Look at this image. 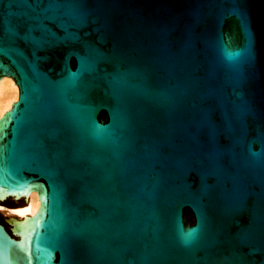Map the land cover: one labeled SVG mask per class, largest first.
I'll return each mask as SVG.
<instances>
[{
	"label": "water",
	"instance_id": "water-1",
	"mask_svg": "<svg viewBox=\"0 0 264 264\" xmlns=\"http://www.w3.org/2000/svg\"><path fill=\"white\" fill-rule=\"evenodd\" d=\"M6 80L0 264H264V0H0Z\"/></svg>",
	"mask_w": 264,
	"mask_h": 264
},
{
	"label": "bare ground",
	"instance_id": "bare-ground-1",
	"mask_svg": "<svg viewBox=\"0 0 264 264\" xmlns=\"http://www.w3.org/2000/svg\"><path fill=\"white\" fill-rule=\"evenodd\" d=\"M18 99V90L11 80H6L0 84V117L9 109L14 101ZM28 206L25 210L8 209L10 213H15L21 217L34 215L40 207V197L38 193L28 195ZM0 209L4 207L0 206Z\"/></svg>",
	"mask_w": 264,
	"mask_h": 264
},
{
	"label": "flooded vegetation",
	"instance_id": "flooded-vegetation-1",
	"mask_svg": "<svg viewBox=\"0 0 264 264\" xmlns=\"http://www.w3.org/2000/svg\"><path fill=\"white\" fill-rule=\"evenodd\" d=\"M1 204L4 205L7 208L6 210H8L9 208H14V207H16V206H18L19 204H22V203H20L18 201H15L14 199L11 198V199H6V200L2 201ZM0 223L4 224V226L7 228V230L12 235L14 234L13 232H11V228H9L7 226V224L4 222V220H2V218H0Z\"/></svg>",
	"mask_w": 264,
	"mask_h": 264
},
{
	"label": "rangeland",
	"instance_id": "rangeland-1",
	"mask_svg": "<svg viewBox=\"0 0 264 264\" xmlns=\"http://www.w3.org/2000/svg\"><path fill=\"white\" fill-rule=\"evenodd\" d=\"M29 200V199H28ZM0 212H2L3 218L4 219H9V218H17L18 216L11 214L6 208L0 209ZM23 218L19 217V220H22Z\"/></svg>",
	"mask_w": 264,
	"mask_h": 264
},
{
	"label": "trees",
	"instance_id": "trees-1",
	"mask_svg": "<svg viewBox=\"0 0 264 264\" xmlns=\"http://www.w3.org/2000/svg\"><path fill=\"white\" fill-rule=\"evenodd\" d=\"M26 203H22V204H19L18 206H16V207H19V206H23V205H25Z\"/></svg>",
	"mask_w": 264,
	"mask_h": 264
}]
</instances>
